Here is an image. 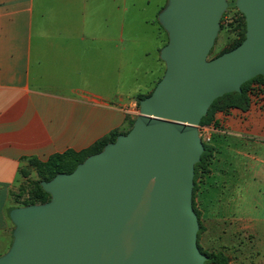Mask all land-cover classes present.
Returning a JSON list of instances; mask_svg holds the SVG:
<instances>
[{"label": "water", "instance_id": "95a60500", "mask_svg": "<svg viewBox=\"0 0 264 264\" xmlns=\"http://www.w3.org/2000/svg\"><path fill=\"white\" fill-rule=\"evenodd\" d=\"M242 42L213 59L227 0H167L164 73L126 134L68 174L41 181L43 204L9 211L0 264H204L192 207L198 126L214 100L264 77V0H236Z\"/></svg>", "mask_w": 264, "mask_h": 264}, {"label": "crops", "instance_id": "0c3cea01", "mask_svg": "<svg viewBox=\"0 0 264 264\" xmlns=\"http://www.w3.org/2000/svg\"><path fill=\"white\" fill-rule=\"evenodd\" d=\"M166 3L0 0V232L5 238L9 233L12 238L11 192L27 160L79 152L135 120L137 96L148 95L164 73L154 20ZM127 4L132 10H156L148 24L157 40L154 66L135 64L134 57L141 63L150 59L141 45L131 58L121 48L119 15ZM122 57L130 58L129 65ZM123 73H130L126 88ZM213 203L209 207H216Z\"/></svg>", "mask_w": 264, "mask_h": 264}, {"label": "rangeland", "instance_id": "374dc122", "mask_svg": "<svg viewBox=\"0 0 264 264\" xmlns=\"http://www.w3.org/2000/svg\"><path fill=\"white\" fill-rule=\"evenodd\" d=\"M235 1L227 0L221 17L223 27L219 28L209 60L230 49L240 39L237 28L241 13ZM127 8L120 10L119 15L124 26L121 48L128 51L131 58L136 47L141 45L151 53L150 59L141 63L134 57L135 64L154 66L153 47L157 40L153 27L148 24L154 20L156 10H132L128 4ZM154 21L164 46L167 34L156 17ZM122 58L127 59L125 64L129 65L130 58ZM162 66L164 72L163 62ZM129 77L130 73H123L121 81L125 88ZM244 90L249 101L246 111L225 100L217 103L198 126L199 137L210 147L211 153L206 161L208 172L198 170L196 178L193 177L192 200L200 226L197 247L201 253L221 254L226 257L227 264H264V79L252 80ZM134 111L139 112L137 105ZM35 180L38 176L27 161L11 192V205H19L25 200L26 192ZM211 201L216 207H209ZM11 242L10 233L5 238L0 232V256L8 251Z\"/></svg>", "mask_w": 264, "mask_h": 264}, {"label": "trees", "instance_id": "16d2710c", "mask_svg": "<svg viewBox=\"0 0 264 264\" xmlns=\"http://www.w3.org/2000/svg\"><path fill=\"white\" fill-rule=\"evenodd\" d=\"M222 18L220 20V29H222V27H223L222 26L223 25L222 24ZM240 19H241L240 20L241 23L237 28L240 31V39L237 40L236 42H234L233 46L230 49L220 53L219 55H221L227 51L232 50L233 48L238 46L242 42V40L244 39L245 21H244V17L242 14H241ZM219 55H217V56H219ZM256 78L264 79V77H262V76H257L255 78L249 80L248 82L244 83L241 86V92L240 93L225 94L224 96L214 100V102L211 104V106L208 109L207 115L209 114V112L213 109V107L217 103H219V102L222 103L225 100H229V104L231 106L240 108L242 111H246L249 108V106H248L249 101H248L247 96L245 94L244 87L249 82H251L252 80H254ZM147 96H144V95L137 96L138 103L141 99H144ZM138 103H136L137 106H138ZM205 118L206 117H203L201 119L199 125L202 124V122ZM133 122H134V120H127V125L124 128L110 132L105 137L97 140L90 147H88L84 150H81L79 152H76L73 150H67V151L60 153V154L51 155L44 162L36 160V159L27 160L30 162V165L34 168V170L38 176V180L31 182V185L26 192L27 195H26L25 200L21 204L16 205L15 208L16 207H26V206L37 205V204H43V203L47 202L49 200V195L46 194L42 190V188L40 186L41 181L47 182L58 174H61V173L68 174V173L72 172L74 170V168L77 166V164L81 163L85 158H87L90 155H93V154L100 152L106 144L113 142L118 135L126 134L130 130V128L132 127ZM210 153H211L210 147L203 144V152H202V155L200 157V161H199V163H197L194 166V179L197 176L198 170H200L202 172H208L207 166H206V161L208 160ZM194 188H195V185L193 186V189ZM192 207H193V210H194V212L197 216V219H198V214L194 208L193 200H192ZM199 229H200V226H199ZM202 254H204L207 258V260L204 262V264H207L209 262H211L213 264H227L226 257L222 256L221 254H215V255L214 254H205V253H202Z\"/></svg>", "mask_w": 264, "mask_h": 264}]
</instances>
